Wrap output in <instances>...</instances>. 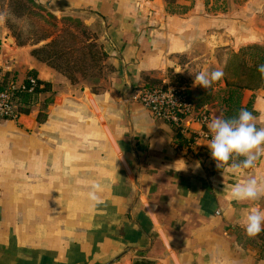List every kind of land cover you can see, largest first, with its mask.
Listing matches in <instances>:
<instances>
[{"label": "crops", "instance_id": "obj_1", "mask_svg": "<svg viewBox=\"0 0 264 264\" xmlns=\"http://www.w3.org/2000/svg\"><path fill=\"white\" fill-rule=\"evenodd\" d=\"M48 1L103 15L95 24L119 75L114 89L93 92L29 50L16 60L19 76L34 71L50 89L19 121L0 119V264H264L257 236L240 226L250 207L264 209V197L230 196L235 183L264 180V157L239 174L220 170L208 141L179 142L172 125L133 99L150 80L180 84L210 120L227 116L224 77L207 90L192 86L193 73L214 70L213 50L240 45L242 35L230 36L228 20L211 22L203 0L172 8L168 0ZM249 101L264 127V89H243L239 107ZM183 127L202 129L192 116ZM94 181L105 201L97 207L87 197Z\"/></svg>", "mask_w": 264, "mask_h": 264}, {"label": "rangeland", "instance_id": "obj_2", "mask_svg": "<svg viewBox=\"0 0 264 264\" xmlns=\"http://www.w3.org/2000/svg\"><path fill=\"white\" fill-rule=\"evenodd\" d=\"M168 1L172 8L175 2L183 0ZM203 1L209 5L211 22L228 20L230 36L242 35L240 45L232 40L234 44L231 41L212 52L211 68L222 69L223 77L231 78V72L237 66L235 52L253 44L264 47V0ZM0 13L6 14V20L0 23V58L14 72L19 74L16 60L25 54V50L32 54L33 49L41 48L38 55L45 58L46 51L52 47H45V44L54 40V48L63 54L60 57L49 55L43 62L53 65L51 67L65 75L71 83L84 84L93 92L115 88L113 84L118 77V63L110 55L104 37H101V31L95 24L100 19L95 15L79 10H62L48 0H0ZM91 16L95 17L92 23L89 21ZM245 53L247 63L252 66L260 65L261 58L264 59L263 48L245 49ZM257 239L259 255L264 256L260 235Z\"/></svg>", "mask_w": 264, "mask_h": 264}, {"label": "clouds", "instance_id": "obj_3", "mask_svg": "<svg viewBox=\"0 0 264 264\" xmlns=\"http://www.w3.org/2000/svg\"><path fill=\"white\" fill-rule=\"evenodd\" d=\"M5 20L6 14L0 13V23ZM257 71L261 80H264V64L258 65ZM193 74L192 86L207 90L224 76L222 69L202 70ZM255 120L253 113L242 107L234 116L225 118L221 113L207 123L210 139L206 146L218 169L223 170L227 166V171L239 174L254 167L255 163L264 157V127H258ZM241 157L243 159H239ZM102 191L99 182L90 184L87 197L94 207L105 204L99 195ZM230 196L237 202H255L264 197V180L249 177L243 182L235 183L230 189ZM240 226L250 238L259 235L264 231V209L259 206L250 207Z\"/></svg>", "mask_w": 264, "mask_h": 264}, {"label": "built area", "instance_id": "obj_4", "mask_svg": "<svg viewBox=\"0 0 264 264\" xmlns=\"http://www.w3.org/2000/svg\"><path fill=\"white\" fill-rule=\"evenodd\" d=\"M37 79L33 75L19 76L10 66L0 64V119L17 120L20 115L27 114L22 111L27 106L22 96L42 87ZM133 99L145 106L154 118L172 125L181 135H187V145L191 146L199 139H210L207 129L209 113L207 109L195 106L189 88L165 83H142L135 89ZM188 116L202 125L200 132L187 133L183 120Z\"/></svg>", "mask_w": 264, "mask_h": 264}, {"label": "trees", "instance_id": "obj_5", "mask_svg": "<svg viewBox=\"0 0 264 264\" xmlns=\"http://www.w3.org/2000/svg\"><path fill=\"white\" fill-rule=\"evenodd\" d=\"M53 44H54V40H51L49 43L45 44L46 45L45 47H49V46L53 47V48L51 47V49L46 51L45 58L44 57L41 58L38 55V52L42 50L41 48L33 49L32 54H34V56H36V58L41 61H45L49 57V55H55V56L60 57L63 54V52L61 50L55 49ZM260 48L264 49V47L262 46L253 44V45H248L245 48L234 53V56L237 60L236 69L231 72V76H232L231 78L228 76L224 78L225 85L228 90L227 91L228 96L225 99V101L227 105H229V108L231 109V112L227 113L228 115L225 116V118L234 116L237 113V111L240 109L239 104L241 100V92L243 89H251V90L259 89V88L264 89V80H261L260 73L257 71L258 65L257 66L249 65L245 57L246 55L245 49L250 50V49H260ZM46 64H49V63L47 62ZM261 64H264L263 58H261ZM26 74L37 77V74L34 71H28ZM37 81L39 84L41 83L42 87L35 88L33 93H27L22 96V101L27 105V106H24V108H22V111L24 113H29L30 107L38 102L37 97L39 93L43 91H48L50 89V84L48 82H43L39 79H37ZM150 83L159 84L152 80H150ZM177 85H180V84H177ZM244 108H247L249 111L254 113L253 110H251V101H249ZM41 116L42 114L41 112H39L37 114L38 122L42 121ZM176 137L179 139V142L181 143H184V141H186L187 143L189 139L188 137L181 135L177 131H176ZM259 235H260V239L262 240V245L264 246V231H262ZM135 264H153V263L149 261H141V262H136Z\"/></svg>", "mask_w": 264, "mask_h": 264}, {"label": "water", "instance_id": "obj_6", "mask_svg": "<svg viewBox=\"0 0 264 264\" xmlns=\"http://www.w3.org/2000/svg\"><path fill=\"white\" fill-rule=\"evenodd\" d=\"M47 5H49V3H47ZM74 10H79V11H83V12H88V13H91L92 15H95L96 17H98L102 23H105V18L103 17V15H101L99 12H96V11H89V10H83V9H74ZM8 39H11V38H8ZM125 79L127 80L128 82V77H127V74L125 73ZM132 90V85L129 83V92ZM25 114H22L18 117V121L24 117Z\"/></svg>", "mask_w": 264, "mask_h": 264}]
</instances>
